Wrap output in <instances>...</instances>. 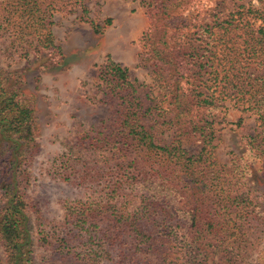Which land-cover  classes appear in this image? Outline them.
<instances>
[{
	"label": "trees",
	"instance_id": "16d2710c",
	"mask_svg": "<svg viewBox=\"0 0 264 264\" xmlns=\"http://www.w3.org/2000/svg\"><path fill=\"white\" fill-rule=\"evenodd\" d=\"M59 1L8 0L0 7V28L18 40L34 37L37 48H58L51 16ZM190 2H146L149 25L139 36L138 61L160 80V97L146 83L132 81L127 66L110 57L100 66L113 120L81 132L79 140L86 158H103L97 171L109 169L111 175L91 202L64 203L66 217H78L76 233L86 232L91 264H203L215 253L217 264H235L245 224L261 222L255 198L234 186L253 174L255 158L264 161V0L204 17H188ZM90 21L100 32L111 18L103 25ZM220 106L256 115L257 129L245 135L244 150L228 164L216 158L214 121L204 116L205 108ZM155 111L173 130L171 142L157 141L163 130L152 117ZM242 121L239 116L234 124ZM34 129L32 108L19 89L6 85L0 70V242L6 264H34L19 175L33 152ZM190 133L202 136L196 153L181 143ZM97 215L104 226H85Z\"/></svg>",
	"mask_w": 264,
	"mask_h": 264
},
{
	"label": "rangeland",
	"instance_id": "374dc122",
	"mask_svg": "<svg viewBox=\"0 0 264 264\" xmlns=\"http://www.w3.org/2000/svg\"><path fill=\"white\" fill-rule=\"evenodd\" d=\"M7 1L0 0V7ZM251 1L191 0L184 11L188 17L211 16ZM146 2L82 0L84 12L83 5L75 0H60L51 16L54 41L58 45L53 50L37 48L34 37L25 40L32 42L28 44L0 28V70L6 85L20 90L34 117L33 152L22 161L19 174L30 219L34 264H91L85 254L89 241L85 240L86 232L76 233L78 217H66L64 203L73 204L76 199L91 202L111 175L109 169L97 171L96 167L103 165V158L98 154L86 158V149L79 140L81 132L108 125L113 120V106L103 96V86L99 83L101 64L110 57L127 66L132 81L144 82L158 97L162 95L163 87L151 66L138 61L139 36L149 25ZM107 17L111 22L96 32L90 20L103 25ZM210 111L205 108L204 116L214 121L215 156L228 164L244 150L245 135L257 129L256 115L237 107L220 106ZM239 116H243V121L236 125ZM152 117L163 130L157 131V141L171 142L173 130L163 123L164 114L155 111ZM201 137L198 133L186 134L181 137L182 146L189 153H196L202 145ZM256 161L260 165L256 164L253 174L240 179L234 187L248 190L255 198L262 212L261 222H256L259 227L245 224L235 264L264 261V161L259 157ZM86 166L87 170H83ZM234 180L232 177L231 184ZM128 188L123 191L129 196ZM1 204L0 198V207ZM76 204V213L80 215L83 205ZM89 223L99 230L105 220L91 216L85 226ZM176 227L180 229L178 224ZM217 258L218 254H210L203 264H217ZM0 264H6L1 242Z\"/></svg>",
	"mask_w": 264,
	"mask_h": 264
}]
</instances>
